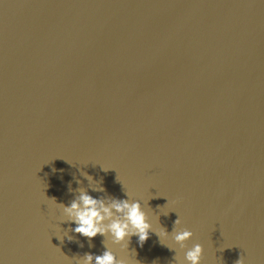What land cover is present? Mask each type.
Instances as JSON below:
<instances>
[{
    "label": "water",
    "instance_id": "water-1",
    "mask_svg": "<svg viewBox=\"0 0 264 264\" xmlns=\"http://www.w3.org/2000/svg\"><path fill=\"white\" fill-rule=\"evenodd\" d=\"M81 170L170 235L179 215L201 264H264V0H0V264L105 251L58 239L46 197ZM164 243L128 251L175 264Z\"/></svg>",
    "mask_w": 264,
    "mask_h": 264
},
{
    "label": "clouds",
    "instance_id": "clouds-1",
    "mask_svg": "<svg viewBox=\"0 0 264 264\" xmlns=\"http://www.w3.org/2000/svg\"><path fill=\"white\" fill-rule=\"evenodd\" d=\"M102 170L109 171L103 167ZM80 176L83 177V180H75L77 185L75 189L72 188L71 182L69 183V191L74 193V198L67 205L62 202L58 203L55 197H46L60 213V222L69 224V228L58 237L61 243L65 237L69 242H72L74 236L69 235V232L88 240H92L98 235L105 237V251L102 254L85 253L83 256H76L73 258L74 264H139V261L135 259V249L131 253L128 251L131 238L136 237L137 244L143 247L152 232L169 250H174L175 247L169 246L164 243L165 241L171 240L174 245L179 246L183 255L178 253L174 257L175 264H201L203 246L200 243H194L190 248L187 247L186 242L193 238L194 233L182 227L179 215L170 235L166 229L154 227L145 211L144 204L141 200L136 199L132 192L126 190L125 185L118 177L117 181L122 185L125 199L108 195L102 179L96 180L83 170L80 171ZM84 180L87 181V186H84ZM90 191L100 195L94 197L89 194ZM164 214L167 215L168 212H164ZM112 246H119L120 251L127 255L118 257ZM236 264H244L242 255Z\"/></svg>",
    "mask_w": 264,
    "mask_h": 264
}]
</instances>
